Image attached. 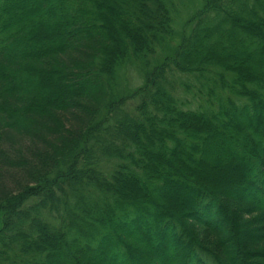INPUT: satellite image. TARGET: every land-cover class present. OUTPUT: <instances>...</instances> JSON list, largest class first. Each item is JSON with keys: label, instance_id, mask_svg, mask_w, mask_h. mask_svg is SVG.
I'll list each match as a JSON object with an SVG mask.
<instances>
[{"label": "trees", "instance_id": "16d2710c", "mask_svg": "<svg viewBox=\"0 0 264 264\" xmlns=\"http://www.w3.org/2000/svg\"><path fill=\"white\" fill-rule=\"evenodd\" d=\"M30 1L0 0V264H95L89 253L105 247L113 264H264V233L247 254L250 243L226 248L218 232L224 221L243 227L241 199L196 179L205 140L223 139L224 168L237 161L252 190L242 202L264 217V0H212L176 54L117 103L118 64L155 53L171 31L166 7L43 0L51 6L26 10ZM35 23L70 26L40 42ZM61 69L51 95L36 75L26 88L15 81ZM173 186L188 210L164 205ZM150 245L154 256L142 255Z\"/></svg>", "mask_w": 264, "mask_h": 264}, {"label": "rangeland", "instance_id": "374dc122", "mask_svg": "<svg viewBox=\"0 0 264 264\" xmlns=\"http://www.w3.org/2000/svg\"><path fill=\"white\" fill-rule=\"evenodd\" d=\"M40 1L42 2L43 0H31L30 2H28L26 10L28 9V7L31 9L34 6H38L40 4ZM211 1L212 0H159L160 5L166 7L167 11L169 12V16L171 18L170 35L168 37L166 36L167 38L165 37L162 38L161 40L157 39L156 41L157 43H155L154 45V49H156L154 54H148L147 56L129 55L128 57L122 59V61L118 64L116 68L115 81L111 85L112 103L120 100L121 98L124 99L125 94L126 95L132 94L134 97H136L135 94L139 92V90L145 83L146 80L145 75L148 72L149 74H151L153 69L160 66L166 60L171 59V57L176 54L180 44H182L185 38H187V36L190 34L191 29L193 28L194 25L195 16L199 14L201 11H203ZM43 3L45 4V2H42V4ZM48 4L49 3H46V5L44 6L49 8L51 5L49 6ZM67 22L71 25V22L69 21ZM58 25L59 24H57V26H51V25L48 26L43 24L39 25V23H35V27L33 26L32 31L30 30L29 33L33 32L34 36L36 37V40L40 42L51 40L52 38L54 39L56 37L62 36V34L65 33V30L70 26V25H65V27H62L61 25L59 26ZM37 27L39 28L42 27L43 29L42 28L39 29ZM36 30L39 31L38 32L39 34H35ZM26 40L27 39L22 41L21 45L24 44ZM54 43L52 42L50 45H48V48L53 49V47H55ZM61 72L62 69L59 71L54 70L53 72H48V73H44L42 71L34 73L32 70H29L28 72L30 76L29 78L27 79L18 78L15 81H17L18 84H21V82H23L24 83V84L22 83L23 87L26 88L25 83L31 82L34 79L33 75H36L35 79L38 83L35 82V84L36 83L39 84L38 92L42 94L43 93L42 91L45 90L48 92L51 91L49 93V95H51L52 91L55 92L62 90L59 79V74L61 75ZM9 77L10 76L8 75V78ZM130 99H132V96ZM130 104H128V108ZM124 108H127V106L121 109ZM98 132L99 131H97L96 133ZM205 142H206V149L203 152L204 161L200 165L196 164V167L198 168L197 171L200 172V173L199 172L196 173L197 174L196 179L201 180L207 185L209 184V186L213 185L214 188L228 193L229 195L227 197L232 196L233 198L241 199L240 203H238L239 205L235 206V209H239V207H244V211H245L244 218H242L243 221L242 222L240 221L243 227L238 228L239 234L234 233V228L226 224L225 221L222 222L221 228L218 227L220 224L217 226V228L219 234L221 235V239L225 242L226 248H228L229 244H230L229 247H231L232 245L237 246L240 243L244 245L246 241L250 243V246L245 250L247 251L248 254V252L253 251L256 248L254 234L260 235L264 233V230L258 229L259 227H261V225L264 226V217L261 216V213L257 214L256 212H254L253 210L254 208L251 207V205L242 202L243 200H245V198L251 197L250 195L252 190L250 191L243 190L244 184L242 185L241 183L242 178H241L240 169L236 167L237 161L233 160L234 166H232L231 168H224L223 155L225 153H229V149L227 148L226 146L227 144L224 142V140L221 138L220 139L216 138V140L207 139L205 140ZM171 188L172 189L170 191H172L173 195L171 196V194L169 193H166L167 195H164V197H166L167 200V202L164 205H166L169 208V211L171 210L173 211V209L170 208V205L174 206L175 209L174 212L186 209L185 205H188L189 203V198L185 192L186 189L181 188L179 186L178 187L173 186ZM181 204L183 206H181ZM186 210H188V207ZM246 218L248 220H246ZM240 230L241 232H239ZM139 235L140 237L143 238L142 240H144L145 242V238H144L145 235L144 234H139ZM139 235L133 233L135 241L141 243L140 241L141 238L139 237ZM205 236L207 237L206 234H204V237ZM230 240H233L234 244L231 245V243H229ZM0 241H2V239ZM259 241H260L259 245L263 247L264 239ZM224 242L222 243L223 245ZM252 242L254 246H252ZM1 248H2V243H0V251ZM139 250L141 251V253H143L142 255L145 256L146 254L147 257L154 256L155 253L154 247L152 245L143 248L139 247ZM99 253L100 256H96L94 253H89L95 264H108V263L113 264L108 260L109 252L107 247H105V249ZM160 256L162 257V255ZM234 260L238 261V262L233 261L234 264H242L241 258L234 257ZM233 263L231 261L229 264H233Z\"/></svg>", "mask_w": 264, "mask_h": 264}, {"label": "bare ground", "instance_id": "6f19581e", "mask_svg": "<svg viewBox=\"0 0 264 264\" xmlns=\"http://www.w3.org/2000/svg\"><path fill=\"white\" fill-rule=\"evenodd\" d=\"M254 239H255V240H259V239H260V235H258V234H254Z\"/></svg>", "mask_w": 264, "mask_h": 264}]
</instances>
